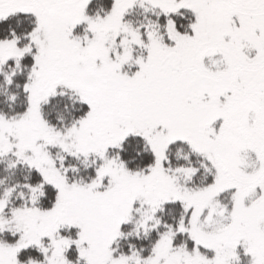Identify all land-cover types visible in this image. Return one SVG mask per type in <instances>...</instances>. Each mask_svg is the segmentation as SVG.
I'll return each mask as SVG.
<instances>
[{"label":"snow or ice","instance_id":"obj_1","mask_svg":"<svg viewBox=\"0 0 264 264\" xmlns=\"http://www.w3.org/2000/svg\"><path fill=\"white\" fill-rule=\"evenodd\" d=\"M0 264H264V0H0Z\"/></svg>","mask_w":264,"mask_h":264}]
</instances>
